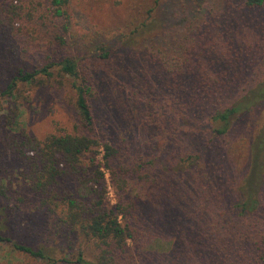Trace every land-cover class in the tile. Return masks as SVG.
<instances>
[{
    "label": "trees",
    "instance_id": "obj_1",
    "mask_svg": "<svg viewBox=\"0 0 264 264\" xmlns=\"http://www.w3.org/2000/svg\"><path fill=\"white\" fill-rule=\"evenodd\" d=\"M24 3L19 1V5L13 6L0 0V31L5 36L18 33L20 38L25 23L37 24L32 31L34 37L29 40L32 45L37 38L44 41L41 50L34 48L35 54L40 52V65L32 72L19 68L1 95H13L17 82L63 89V80H70L76 121L72 133L48 134L38 140L20 131L11 137L7 148L24 167L38 209L62 235L63 248L73 250L72 262L133 264L144 254V246L159 240L166 246L163 253L145 252L150 253V258L157 257L159 264H264V225L254 228L256 216L264 211V122L247 148L245 169L239 179L230 152L232 139H228L236 135L235 129L251 111L264 109V79L245 81L250 66L244 63L243 50L230 55V51L245 42L242 37L245 28L264 33V20L259 23L256 18H249L264 8V0H243L240 10L251 13L241 12L244 14L235 17L223 10L219 21L198 26L191 42L176 58L169 56L164 47L123 52L108 45L110 49L100 46L96 59L100 65L109 64L111 77L110 90L105 92L96 78L98 69L65 50L67 0H41L39 14L35 13L37 7L32 0L26 4L28 8ZM183 5L182 0H163L158 7L167 14L183 15ZM192 5L184 18L204 15L205 9L198 10L199 5ZM60 22L61 28L55 25ZM15 23L19 24L17 28ZM164 33L162 42L168 43L167 38L173 35ZM219 43H224L226 53L218 54ZM13 52L19 55L24 49ZM55 68L57 80L48 85ZM133 71L137 73L135 80ZM120 74L124 76L122 80L117 77ZM102 95L107 96L104 105L117 108L111 125L99 120L91 102ZM152 107L164 110L174 126L186 124L195 128L192 136L186 133L189 143L195 142V146L192 144L191 153L182 155L176 164L167 165L164 145L154 158L155 143L149 140L135 145L136 141L126 138L121 129L119 121L124 120L127 125L136 123L140 114ZM17 115L18 104L13 103L2 121L12 125ZM201 130L207 133L203 135ZM108 131L111 136L106 135ZM145 157L152 158L144 163ZM147 165L151 171L141 177ZM156 168L160 170L152 172ZM167 169L173 171V179L163 175ZM106 173L116 194L114 205L106 198ZM143 181L162 195L151 192L146 200L132 196L129 187ZM222 195H230L233 207L239 209L238 217L250 218L252 224L243 229L228 228L220 236L211 231L208 224L214 222L210 214L218 207ZM156 200L162 203V212L154 215L151 209L158 208ZM167 201L173 207L164 212ZM176 208L185 216L179 218ZM187 216L190 224H183L181 221ZM0 241L10 242L2 236ZM85 243H90L91 257L86 255ZM13 247L48 264L53 260L43 248L17 243ZM137 250H141L139 255ZM204 259L207 261L200 263Z\"/></svg>",
    "mask_w": 264,
    "mask_h": 264
},
{
    "label": "rangeland",
    "instance_id": "obj_2",
    "mask_svg": "<svg viewBox=\"0 0 264 264\" xmlns=\"http://www.w3.org/2000/svg\"><path fill=\"white\" fill-rule=\"evenodd\" d=\"M9 1L6 0L7 3H12L13 6L19 5V1H24V5L29 3V0ZM32 1L34 7H37L35 13L39 14L42 11V8L38 7L41 0ZM157 2L159 4L163 0H67L65 10L68 19V30L65 50L72 56L90 61L92 67L98 69L96 78L99 80L100 89H104V92L110 90L111 77L108 70L109 64L100 65L98 59H96L100 46L122 49L123 52L129 50L136 52L149 46L158 49L164 47L168 50L169 56L176 58L178 53H182V48L191 42L192 37L198 31V26L204 23L209 24L214 20L219 21L223 18L219 15L223 10L234 14L235 17L245 12L251 13L246 9L240 10L243 0H182L185 5H183L181 11L185 14L192 10L191 8L194 6L192 4L199 5L196 7L198 10H201V8L206 10L204 15L196 14L195 17H188L189 19H187L184 18L185 14L165 13L161 6L158 7ZM26 6L28 8V5ZM250 15V19L256 18L261 23L264 20V8L258 10L255 15ZM18 25L15 23L14 27L17 28ZM24 25L26 29L20 38L17 37L18 33L5 36L6 34L0 31V236L10 240V242L0 241V264H48L43 259L33 258L17 252L13 247V243L43 248L52 257L51 264H75L72 262L74 261L73 258H71L73 250L63 248L62 235L54 229L53 222L45 218L38 209V201L35 194L29 190L24 167L7 148L11 137L13 138L20 131L24 130L38 140L43 139L48 134L63 135L72 133L76 121L73 113L74 94L69 87L70 80H63V89L57 87L41 88L36 83L17 82L13 95H1L19 68L32 72L40 65L38 62L40 52L35 54L34 48L37 47L41 50L44 41L40 37L32 45L29 40V38L34 37L32 31L38 25L35 23H25ZM55 25L61 28L62 24L60 22ZM164 32L168 33L169 36L173 35L172 38H167L168 43L162 42L161 35ZM242 37L245 38V42L236 46L234 51H230V55L234 56L235 52L243 50L245 54L244 63L249 64L248 67L250 66L245 81L256 82L264 79V33L257 32L252 28H245ZM223 44L219 43L216 46V48H219L218 54L226 53ZM21 47L24 49L22 54L17 55L13 52ZM210 52L211 56L215 57V53L212 50ZM220 67L221 65L218 64L217 68ZM102 68H105V70H102ZM56 69H54L52 81L46 84H53L54 80H57ZM136 74L133 71L132 79H136ZM117 77L122 80L124 76L120 74ZM106 99L107 96L102 95L99 96L98 100H92L91 102L94 103L95 113L99 120L111 125L116 119L115 111L117 108L104 105ZM13 103L18 104V115L13 120V124L7 126L2 121V117L12 108ZM169 118L170 116L164 110L152 107L141 113L136 123L132 122L127 125L122 120L119 121V124L122 125L121 129H124L123 131L126 133L125 137H128L129 140L133 138L136 141L135 145L143 144L149 140L155 143L156 145H153L155 149L152 150V157L154 158L159 153V147L164 145L165 152H168L165 158L167 165H173L182 160V155L191 153L189 148L192 147V144L195 146V142L189 143V136L186 133L188 132L192 136L195 133L192 129L195 128L186 124L174 126ZM263 122V107L254 109L243 119L242 124L235 129L236 135L233 138H228L229 140L232 139L230 152L233 156L238 179L243 175L245 169L247 148ZM130 127H133V129H129ZM206 133L203 132L202 134ZM106 135L111 136V132L108 131ZM122 137L124 136L120 135V138ZM27 153L31 155V152ZM152 157H145L144 163H147ZM148 166L141 173V177L146 173H150L151 170H148ZM154 170L160 169H152V172ZM165 174L170 175L172 179L174 178L173 171L170 169H167V172L163 175ZM104 180L107 191L106 198L110 205H114L117 198L109 174L106 173ZM129 189H132V196L139 195L141 200H146L151 192L162 195L158 189L153 190L152 184H146L144 181L135 183ZM154 198H157L156 194ZM155 203L158 208L151 209L154 215L162 212V203L158 200ZM233 205L234 202L230 195H222L218 207L216 210H212L210 218L214 224H208V227L216 235L225 234L224 231L231 227L243 229L248 224H252L250 218H239V209L234 208ZM168 207H173L171 201L165 203L164 212ZM143 208L149 209L147 206H143ZM175 210L179 218L185 216L183 213L179 214L178 208ZM259 214L260 216H256L255 229L264 225V211ZM181 222L190 224L189 216ZM202 240H208V238ZM211 243H214V241ZM89 245L90 243L83 244L87 248L86 255L91 257L92 252ZM128 245L134 248L132 242H128ZM197 246L199 245L197 244ZM165 249L166 246L163 242L153 241L142 248L144 254L141 258H137L133 264H159L157 257L150 258V253L145 252L163 253ZM139 251L141 250H137L138 255ZM222 258L227 262L229 261L227 258ZM62 259H66V261H62ZM206 261L207 259L200 260V263Z\"/></svg>",
    "mask_w": 264,
    "mask_h": 264
}]
</instances>
